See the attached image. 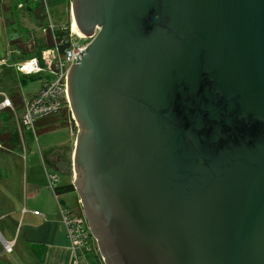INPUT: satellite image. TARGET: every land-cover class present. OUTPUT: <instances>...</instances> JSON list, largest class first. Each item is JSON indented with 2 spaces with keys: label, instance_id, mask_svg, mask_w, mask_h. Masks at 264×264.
Returning <instances> with one entry per match:
<instances>
[{
  "label": "water",
  "instance_id": "obj_1",
  "mask_svg": "<svg viewBox=\"0 0 264 264\" xmlns=\"http://www.w3.org/2000/svg\"><path fill=\"white\" fill-rule=\"evenodd\" d=\"M73 185L105 264H264V0H71Z\"/></svg>",
  "mask_w": 264,
  "mask_h": 264
},
{
  "label": "crops",
  "instance_id": "obj_2",
  "mask_svg": "<svg viewBox=\"0 0 264 264\" xmlns=\"http://www.w3.org/2000/svg\"><path fill=\"white\" fill-rule=\"evenodd\" d=\"M0 95L4 98L7 94L1 91ZM75 140L76 136L72 141L69 159L66 158L64 150L48 154L52 166L58 170L71 171L70 158L73 161ZM23 141L22 139L24 149ZM23 157L26 160L28 154L27 156L23 154ZM2 169L0 180L5 182L0 183V264H72L74 255L61 205L63 202L65 208L72 211L73 200L71 202L68 194H63L60 196L61 202L50 186L48 177V184L45 180L36 183L35 177L38 173L32 174L30 178L28 168H25L24 179L19 181L17 186L7 182L8 172L4 167ZM45 169L46 174L49 172L57 174L46 167ZM75 204L80 205L79 197ZM4 242L12 244V251H6ZM89 263L99 264L96 253L92 252V256L89 255Z\"/></svg>",
  "mask_w": 264,
  "mask_h": 264
},
{
  "label": "rangeland",
  "instance_id": "obj_3",
  "mask_svg": "<svg viewBox=\"0 0 264 264\" xmlns=\"http://www.w3.org/2000/svg\"><path fill=\"white\" fill-rule=\"evenodd\" d=\"M27 3L28 1L35 2V0H0V57L2 60L0 61V92L6 90V87L12 86L11 89H14L16 92H18L21 96V100L24 101L27 95H34L36 92L40 89L42 85L41 78H34V79H27L26 81H23L20 79L18 72L20 71V66L27 67L29 60L31 58H27L25 60H21L18 63L13 60V45L11 46L8 40V34L6 29V21L5 18L7 16L13 17V18H19L21 20L22 26L32 30V32L35 31V21L33 20V17L29 13V11L25 9H21L18 6V2ZM47 11H48V22L50 18V22L55 25H60L63 23H68L70 21V26L72 30L73 38H79L82 37L81 41L85 44V47L88 45V43L92 40V36H85L83 34H78L75 30H73L72 27V13H71V0H44ZM9 8L10 11H6L5 8ZM37 27L38 24H37ZM39 33L41 32L38 31ZM33 39H31L32 41ZM30 42V39L28 40ZM69 44L70 37L68 38ZM37 57V56H34ZM39 58V57H38ZM4 59V60H3ZM41 64H44V59L39 58ZM70 69V68H69ZM49 72L48 70H44ZM42 72V69L37 73H28L30 74H39ZM69 72V71H68ZM22 74L23 72L20 71ZM25 74V73H23ZM28 75V76H29ZM52 77V76H51ZM50 77V78H51ZM68 78V76H67ZM47 79V78H44ZM43 79V80H44ZM7 91V90H6ZM3 100V96L0 95V103ZM7 107V104L1 106L0 105V111ZM15 115L14 119L9 121V124L20 126V127H26L25 125H20L22 122V118L24 115V102H22V109L14 110ZM3 112V111H2ZM0 113V128L5 126V121L3 117V113ZM54 121L50 122V126H53L55 128L46 129V126H37L36 132L32 130V135L29 134L28 129L22 128V139L24 140V149L20 152H4L0 153V165L5 168V170L8 172V178L7 182L11 185L17 186L18 182L24 179L25 175V168H28V176L32 178V174H37L35 177L36 183H41L44 180L48 184L47 180V174H46V168H48L51 171H54L59 176V183L60 185H65L73 182L71 171H65V170H58L54 166H52L50 156L48 154L52 153H58V151L65 152L66 158L69 159V151L72 147V141L74 137L77 134V126L75 123V120H73L71 117H69L68 124L65 125H58L60 121H62V117L58 115H54ZM58 125V126H57ZM31 137V138H29ZM29 148V149H28ZM55 151V152H53ZM23 154H25L28 157H26L24 160ZM44 160V162H43ZM71 166L69 169L72 168V159L70 158ZM22 169V170H21ZM68 169V170H69ZM34 171V172H33ZM4 180H0V183H4ZM76 192V191H75ZM68 198L73 200L71 205V208L74 211H79L81 209L79 204H75V201L78 199V194L74 192L68 193Z\"/></svg>",
  "mask_w": 264,
  "mask_h": 264
},
{
  "label": "built area",
  "instance_id": "obj_4",
  "mask_svg": "<svg viewBox=\"0 0 264 264\" xmlns=\"http://www.w3.org/2000/svg\"><path fill=\"white\" fill-rule=\"evenodd\" d=\"M55 26V24L50 22L49 18L48 28L53 32ZM71 32L70 26L67 40L70 37V42L72 43L63 52L59 49V46L56 45L54 48H49L43 52L42 58L44 59V64H41L38 57H33L29 60L27 67H22L23 64L20 66V71L25 74L32 72L37 73L41 69L42 71L48 70L52 74L51 78L43 80L36 94L30 95L24 99V115L20 125L32 127L38 120L46 116L56 115L63 110V108L69 107L67 93L68 71L70 66L76 62L77 56H80L79 52L85 49V44L81 41L82 37L75 39ZM0 59L2 60L1 57ZM5 104H7V107H12V101L7 95L0 103L1 106ZM71 171L74 177L75 173L72 168ZM47 176L49 184L54 190L58 182V176L52 172H49ZM61 211L74 255L72 264H84V260L87 257L86 253L93 249V241L86 218L82 213L71 211L67 208L61 207ZM35 212L39 213V211ZM4 246L6 251H12L13 249L10 242H4Z\"/></svg>",
  "mask_w": 264,
  "mask_h": 264
},
{
  "label": "trees",
  "instance_id": "obj_5",
  "mask_svg": "<svg viewBox=\"0 0 264 264\" xmlns=\"http://www.w3.org/2000/svg\"><path fill=\"white\" fill-rule=\"evenodd\" d=\"M18 6L21 9H25L29 11L31 16L33 17V20L35 21V32H32V30L22 26L21 20L17 17L13 18L10 16H7L5 18L6 21V29L8 34V40L10 45L14 47V49L10 48V51L13 52V60L15 62H19L21 60H25L27 58H31L34 56H37L39 58H42L43 52L49 48H54L56 45L59 46V49L63 52L70 44L67 40L68 32H70V21L68 23H63L60 25H56L53 29V32L48 28V11L47 6L44 2V0H35V2L28 1L27 3L18 2ZM6 11H10L9 8H5ZM37 24L39 27H37ZM41 32L39 33L38 31ZM30 39V42L28 40ZM31 39H33L31 41ZM18 75L20 79L23 81H26L27 79H34V78H41L42 82L44 78H50L52 74L47 71H42L39 74H21L20 71L18 72ZM29 75V76H28ZM1 77V76H0ZM2 80V78H0ZM12 86L6 87V94L12 101V107H6L2 112L5 126L0 128V153L4 152H20L22 151V127L11 125L9 124L10 120L14 119L15 112L14 110L22 109V100L21 96L18 92H16L14 89H11ZM32 95V94H30ZM27 95L26 97L30 96ZM6 96V95H5ZM4 99V98H3ZM3 101V100H2ZM58 116L62 117V121L58 125H65L68 124L69 117H71L70 108L67 106L66 108H63L58 114ZM54 115L46 116L37 122L34 123L32 127L28 128L29 134L32 135V130L34 133L36 132L37 126H46V129L55 128L53 126H50V122L54 121ZM57 125V126H58ZM26 128V127H25ZM27 129V128H26ZM3 170L0 165V171ZM1 175V174H0ZM55 194L59 197L63 194H68L70 192H75V186L73 183L60 185L59 182L54 187ZM61 200V199H60ZM62 202V200H61ZM61 205V204H60ZM61 207L65 208V206L62 205ZM82 210L80 209L79 212ZM87 259H85L86 263ZM99 264H103L101 259L98 258Z\"/></svg>",
  "mask_w": 264,
  "mask_h": 264
},
{
  "label": "bare ground",
  "instance_id": "obj_6",
  "mask_svg": "<svg viewBox=\"0 0 264 264\" xmlns=\"http://www.w3.org/2000/svg\"><path fill=\"white\" fill-rule=\"evenodd\" d=\"M72 27H73V30H75L78 34H80V35L82 34V33L79 31L78 26H77V24H76V22H75L74 19H72ZM79 202H80V199H79ZM80 205H81V202H80ZM80 207H81V210H82L80 213H82V214L84 215V213H83V209H82V205H81ZM84 216H85V215H84ZM85 218H86V217H85ZM86 221H87V219H86ZM87 225H88V228H89V224H88V222H87ZM89 232H90V234H91V238H92V241H93V249H92L90 252H87V253H86V255H87L86 259H87V261H86V263H85V260H84V264H91V263H89V255L92 256V252L96 253L97 256H98V258L101 259L102 263L105 264V263H104V259H103V257L101 256V254H100V252H99V249H98V246H97L96 239L93 237V235H92V233H91V231H90V228H89Z\"/></svg>",
  "mask_w": 264,
  "mask_h": 264
}]
</instances>
